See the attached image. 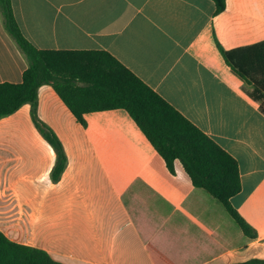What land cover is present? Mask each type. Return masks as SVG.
Listing matches in <instances>:
<instances>
[{"label":"crops","instance_id":"0c3cea01","mask_svg":"<svg viewBox=\"0 0 264 264\" xmlns=\"http://www.w3.org/2000/svg\"><path fill=\"white\" fill-rule=\"evenodd\" d=\"M11 1L35 48L111 54L233 156L241 191L231 205L258 238L240 245L223 208L179 163L172 174L157 154L124 150L106 155L109 175L85 128L49 85L38 91V117L63 143L68 166L53 181L57 157L31 105L2 119L0 233L62 264H153L133 217L157 264L264 260V101L253 99V88L221 53L264 42V0H226L219 15L213 0ZM28 66L0 15V84L21 83ZM7 209L20 210L13 235L3 222ZM22 210L30 216L29 237Z\"/></svg>","mask_w":264,"mask_h":264},{"label":"trees","instance_id":"16d2710c","mask_svg":"<svg viewBox=\"0 0 264 264\" xmlns=\"http://www.w3.org/2000/svg\"><path fill=\"white\" fill-rule=\"evenodd\" d=\"M213 1L216 15L225 11L226 0ZM0 15L29 65L21 83L0 84V121L22 106L31 105L33 122L57 157L53 181L61 179L68 157L57 134L38 117V91L45 85L53 87L85 128L109 175L111 169L106 155H117L124 150L155 153L172 174L179 163L192 184L205 190L223 208L231 225L239 232L240 245L247 247L257 240V231L231 205V199L241 191L240 168L233 156L111 54L38 50L21 32L11 0H0ZM221 53L231 70L253 88V99L264 101V42L229 52L221 49ZM107 121L112 123V128L99 127ZM121 199L128 209L124 197ZM131 219L151 261L157 264L150 242L140 225L133 217ZM0 264L62 263L44 250L18 244L0 233ZM236 264H264V260Z\"/></svg>","mask_w":264,"mask_h":264},{"label":"rangeland","instance_id":"374dc122","mask_svg":"<svg viewBox=\"0 0 264 264\" xmlns=\"http://www.w3.org/2000/svg\"><path fill=\"white\" fill-rule=\"evenodd\" d=\"M249 88V87H247ZM249 90H251V88H249ZM7 214L6 217L4 219V224L6 226V228L9 230V232L11 233V235H13V222L15 221V218H19L20 216L18 215L20 210L17 209H10V210H4ZM22 212H25V218H23L21 224L24 225L27 228V231L25 232V236H30V227H29V223H30V216L28 213V210H22Z\"/></svg>","mask_w":264,"mask_h":264}]
</instances>
